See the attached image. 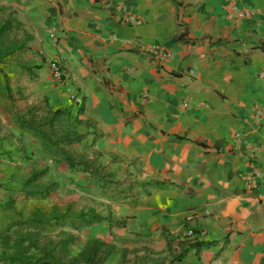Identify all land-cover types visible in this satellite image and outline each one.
I'll list each match as a JSON object with an SVG mask.
<instances>
[{
	"label": "crops",
	"instance_id": "0c3cea01",
	"mask_svg": "<svg viewBox=\"0 0 264 264\" xmlns=\"http://www.w3.org/2000/svg\"><path fill=\"white\" fill-rule=\"evenodd\" d=\"M2 3L14 7L31 40L16 55L23 67L10 86L21 100L11 102L0 91V237L15 241L27 225L8 228L38 207L68 210V216L97 211L91 201L61 192L81 177L87 184L95 178L55 162L15 123L17 111L36 105L44 115L67 109L64 117L87 133L83 150L99 154L94 166L125 191L111 214L120 221L114 226L76 230L68 219L49 227L53 236L75 239L70 256L100 239L115 247L104 264H264V0ZM231 4L254 14L230 21ZM118 6L142 23H121L112 14ZM152 45L172 58L161 66L146 53ZM40 50L57 59L68 84H56ZM73 92L82 104L71 101ZM255 108L262 110L259 120ZM249 144L258 147L254 159ZM254 167L260 178L251 188L246 177ZM44 169L39 180L57 183V196L21 195L32 172ZM12 241L0 239V259L12 253Z\"/></svg>",
	"mask_w": 264,
	"mask_h": 264
},
{
	"label": "trees",
	"instance_id": "16d2710c",
	"mask_svg": "<svg viewBox=\"0 0 264 264\" xmlns=\"http://www.w3.org/2000/svg\"><path fill=\"white\" fill-rule=\"evenodd\" d=\"M22 29V24L16 17V12H7V8L0 6V75L5 81L6 95L10 97V85L3 65L12 59L18 53L26 49V44L31 40L27 33H23L22 38L15 34ZM1 90V88H0ZM42 109L36 105L29 106L26 110L18 112L14 116V121L22 130L32 134L41 144L45 152L49 153L55 162H64L71 171L85 172L95 178V182L101 186H117L110 180V175L103 170L95 167V160L90 159L86 151H78L74 145L80 144L87 137V133H81L77 130L78 124L73 127H64L57 129L56 124L60 117L66 115L67 109H51L46 115L41 114ZM49 128L50 133L46 130ZM44 171H33L24 182V189L28 197H34L37 194L44 196L50 195L55 191L56 183L41 182L40 177ZM54 186V187H53ZM125 193V192H124ZM68 210L56 211L53 207L50 210L35 208L25 221H16L8 228L16 226H25L22 232L16 235L15 241H12L8 234L0 237L3 241H12L7 245L8 250H13L11 254L4 252L1 255V264H104L106 259L115 251V247L100 239H91L85 248L76 256L69 255V246L75 239L68 235L59 233L56 237L51 231H46L54 223L66 222L68 219L74 220L73 225L76 230L93 224H99L108 221L113 224L110 216H103L94 209L81 210L68 216ZM198 248L204 246L196 245Z\"/></svg>",
	"mask_w": 264,
	"mask_h": 264
},
{
	"label": "rangeland",
	"instance_id": "374dc122",
	"mask_svg": "<svg viewBox=\"0 0 264 264\" xmlns=\"http://www.w3.org/2000/svg\"><path fill=\"white\" fill-rule=\"evenodd\" d=\"M0 6H4L7 8V12H10V11H13V12H16L14 7L8 5V4H5V3H2L0 4ZM17 13V12H16ZM16 17H18V15H16ZM25 32L24 29H21L20 31L16 32V36L18 38H22L23 37V33ZM19 54V53H18ZM17 54V56H18ZM37 54V52H36ZM16 56V55H15ZM14 56V57H15ZM12 58V60L10 59L9 61H7L2 67L3 69L5 70L6 74H7V77H8V81H9V85H16L15 83H18L19 80H15V75H19L21 72V68L23 67L22 65L19 64V61H18V58ZM13 61L16 62V65L13 64ZM17 66V70L14 71L13 73H10L11 72V66ZM19 79V78H18ZM5 85V81L3 79V77H1L0 75V88L1 90L0 91H3L4 95L6 96L7 100L11 101V102H14V101H17V100H21V99H17L15 98V96H17V94H13L12 93V90L10 89L11 91V95L10 97L6 95V92H4V87ZM11 88V87H10ZM5 96H1L0 98V101H3V99L5 98ZM24 111V110H23ZM17 112H22V111H17ZM73 122L70 121L69 119L65 118L64 116L60 117L57 124H56V127L57 129H62V128H66V127H72L73 126ZM49 133H50V130L49 128L46 129ZM83 147V148H82ZM74 148L77 149L78 151H86L88 152L89 154V158L90 159H96V156L99 155L98 152H95V150H91V149H87V150H83L85 149V145L84 144H76L74 145ZM12 161V159L10 158V162ZM37 171H44V176L47 174V171L44 169V170H37ZM79 173V172H78ZM85 173V172H83ZM88 174V173H87ZM90 175V174H89ZM79 176V175H78ZM41 178V177H40ZM49 183H55V182H49ZM116 183L117 186H114V185H109V186H101L99 185L98 183H96L95 181H92L90 184H87L84 180V177H81L79 182L75 183V184H70V186L68 187H64L63 189H61V192L64 194V195H75L77 196V199L81 200V201H91L93 203V206L97 209V212H99L101 215L103 216H110V218L112 217V213L115 212V209L120 205V200L124 197V190L122 188L119 187V183L118 182H114ZM4 182H2V180L0 179V187L3 185L4 186ZM90 185V186H89ZM32 186H30L28 189H22V194L21 195H25L27 196V191L31 189ZM54 187V186H53ZM57 190H59V187L56 183V186H55V191H53L50 195H48L47 197L44 196L43 194H37L35 195L34 197H29L31 199H46V200H50L52 197H56L57 195ZM28 197V196H27ZM113 219V218H111ZM113 222V226L116 224V223H119V222ZM103 223H109L108 221L106 222H103ZM110 226H112L110 223H109ZM46 231H51V228H48ZM81 232V231H80Z\"/></svg>",
	"mask_w": 264,
	"mask_h": 264
},
{
	"label": "built area",
	"instance_id": "2783aa9c",
	"mask_svg": "<svg viewBox=\"0 0 264 264\" xmlns=\"http://www.w3.org/2000/svg\"><path fill=\"white\" fill-rule=\"evenodd\" d=\"M114 15H118L119 20L121 23L125 25H139L142 23V19L139 18L137 15L134 13L130 12L127 10L125 6H118L114 8V11L112 12ZM253 12L249 9L246 8H241L235 4H231L229 6V11L227 13V18L230 21H245L250 19L253 16ZM52 38H54V43L58 42V38L56 36L51 35ZM146 53L153 56L154 59L161 65H165L169 59L172 58L173 54L170 50L165 49L163 47L159 46H149L146 49ZM39 56L42 59H45V62L48 64L51 70L52 77L56 84L60 86H64L68 84L67 81H65V76L64 72L61 69L57 59L55 57H50L47 56L46 53L43 50H40L38 52ZM127 73L130 75H135L137 72V69L133 66H129L126 69ZM260 79H264V72H261L259 74ZM71 101H73L75 104H82L83 103V97L79 95L76 92L71 93L70 95ZM189 103H184V106H187ZM254 112V118L256 120H259L262 118L263 113L260 108H255ZM247 151L251 155V158L254 159L257 155L258 152V147L255 144H249L247 146ZM260 178V171L258 168L254 167L253 171L251 172L250 175L246 177V182L251 188H255L258 183V179ZM192 232H189L188 236H192Z\"/></svg>",
	"mask_w": 264,
	"mask_h": 264
}]
</instances>
